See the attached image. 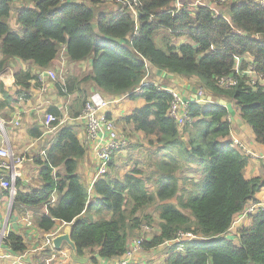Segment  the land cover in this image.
I'll return each instance as SVG.
<instances>
[{
	"label": "trees",
	"instance_id": "1",
	"mask_svg": "<svg viewBox=\"0 0 264 264\" xmlns=\"http://www.w3.org/2000/svg\"><path fill=\"white\" fill-rule=\"evenodd\" d=\"M137 1L135 16L117 0H0V71L11 59L46 70L62 52L73 63L91 60V75L65 82L63 77L61 92L92 83L109 101L143 99V107L120 121L122 131L129 140L142 134L158 147L149 157L158 177L154 172L143 179L140 171L121 176L115 169L94 182L92 196L98 199L92 204L78 173L86 151L77 133L63 128L44 160H35L42 189L24 192L19 184L17 191L16 182L13 203L39 214L37 224L47 234L71 224L79 255L99 249L102 259L122 257L143 221L152 227L153 216L143 211L159 204L160 232L145 241L144 250L174 241L180 233L197 238L183 250L171 248L165 264H264V210L239 219L260 202L264 168L263 174L247 178L249 156L234 146L230 113L220 104H234L255 142L264 145V86H251L244 74L254 67L264 78V8L259 1L231 0L221 5V13L204 5L174 14L175 0ZM183 6L188 9L185 0ZM14 10L22 35L8 24ZM149 66L197 78L203 101L210 96L212 102L189 103L180 126L169 116L173 95L154 83L144 85ZM229 77L234 85L221 87L220 80ZM34 79L28 72L15 74L24 89ZM81 94L85 105L90 94ZM135 144L136 149L141 142ZM61 164L63 174L55 171ZM185 171L199 174L200 180L181 178ZM5 245L14 254L27 250L24 238L12 232Z\"/></svg>",
	"mask_w": 264,
	"mask_h": 264
},
{
	"label": "crops",
	"instance_id": "2",
	"mask_svg": "<svg viewBox=\"0 0 264 264\" xmlns=\"http://www.w3.org/2000/svg\"><path fill=\"white\" fill-rule=\"evenodd\" d=\"M201 1L204 4L199 5ZM206 1L207 0H185V4L188 8H193L194 11V8L197 6L207 5ZM209 3L210 2L208 1V4ZM213 8L216 11L217 5H214ZM187 42L188 41L176 43L177 45H180ZM3 61L4 57L0 53V63ZM54 64L55 65L46 70L38 68L32 62H24L19 59H11L4 64L3 70L0 71V120L5 123V125L3 130L0 129V147L7 145L17 156H24L27 159L26 163L16 172V182L18 184L17 191H19V184L20 190L24 192L33 190L39 191L42 189L41 186L43 184L40 178L41 169L37 166L35 160L38 158L44 160L48 151L56 145L57 136L60 130L63 128L73 129L78 135L79 142L86 151L84 158L79 161L78 173L81 176L83 185L88 190H91L90 195L93 204L98 197L95 195L92 196V187L94 182L100 178L96 179L98 170L97 163L92 153V147L87 139V125L82 119H80V116L85 102L83 94L81 93L87 92L91 95L92 93L97 92V88L94 84L88 83L86 85H81L77 90L68 93L67 91H62V93L60 90L61 82H59L63 77H65L64 82L65 80L67 81L68 78L78 80L85 79V76L88 78L91 75L92 61L87 60L73 63L68 61L64 52H62ZM58 70H61V73H59L57 78L53 80L49 73ZM20 72H28L37 76V79L29 82L30 88L24 89L22 85L16 84L15 74ZM195 79L196 78H183L179 75H170L164 71L162 72L149 66L148 77L145 84L154 83L163 90L169 92L173 90V92L181 97L184 103L189 104L193 101H200L199 92L202 90H199L197 94L193 93L195 89L194 83L192 82L195 81ZM169 82H172V84L175 85V89L169 87ZM43 85L47 86V91L45 93L40 90ZM88 85H90L88 88L89 91H86ZM189 93H191V95H189ZM22 94H26V97L22 98ZM206 98L208 101L204 103L212 102L210 96ZM204 99L205 96L203 95L202 100ZM124 102H126V104H124ZM220 104L229 110V115L232 119L231 140H240L250 153L248 154L250 160L246 175L249 179H252L263 174L264 145H259L255 142L251 130L239 118L238 108H236L234 104L226 101H221ZM144 105L145 102H142V100L139 99L138 103L132 108L128 98H119L112 101L108 115L118 125L117 121H119L121 117L131 114L133 111ZM49 115H52L57 119V123L55 124L56 130L52 133H48L45 125L47 116ZM16 122H18V124H16ZM119 129L123 135H126L121 128ZM244 130H248L252 135V137L248 136V138H252L250 143L245 141L246 132ZM135 139L146 140V137L142 134H137L132 136V139H128V141L132 144L135 142ZM127 149H131V147L129 146ZM43 153H45V157L42 155ZM253 155H257L258 157H254ZM150 160L151 163L149 167H151V169L149 172L143 173L145 174L143 179L147 178L149 174L156 172V169L152 165V159ZM114 164L115 166L117 165L113 162L108 172L111 173L115 171L116 167H114ZM63 169V164H61L56 167L55 171L63 174ZM7 173L8 172H5L3 178L4 180L9 181V173ZM122 173L123 172L120 171L121 176H124L125 174L122 175ZM149 188L153 190L155 187L154 185H149ZM263 196L264 189L259 195V201L262 200ZM10 198L11 194L9 190L0 187V222H7L8 234L12 232L24 238L27 250L21 254H14L5 244H3L0 247V264H119L122 260V257L102 259L98 256L99 249L86 250L83 255H79L77 254V249L71 245L70 240L69 242L64 240L61 247L58 249L55 248L53 244L47 245L46 238L49 235H52L50 239L51 241L57 237L66 236L69 233L67 228H72L71 224L68 225L62 223L56 227L52 234H47L42 231L37 224L38 216H40L39 214L34 213V210L27 207L11 203ZM158 205L159 204H157L156 207ZM42 211L47 213L46 208ZM92 216L95 217L93 212ZM7 217H9V222L7 221ZM246 223L247 220H244L243 225ZM153 229L155 228L152 226L150 230ZM159 232L160 230L158 228L152 237H145V241L151 240L155 235L159 234ZM139 236H141V231L140 234L137 232L135 236L131 237L129 243ZM195 240H197L196 237L189 240L186 245ZM35 242H37V246L33 245ZM162 247H164V245L149 251L159 252ZM165 247L168 249L172 248L168 246ZM170 249L168 253L170 252ZM146 251L147 250L142 249L136 255L133 264H145V256L148 255ZM167 258L166 255L164 261L158 259L155 260L160 264H165Z\"/></svg>",
	"mask_w": 264,
	"mask_h": 264
},
{
	"label": "built area",
	"instance_id": "3",
	"mask_svg": "<svg viewBox=\"0 0 264 264\" xmlns=\"http://www.w3.org/2000/svg\"><path fill=\"white\" fill-rule=\"evenodd\" d=\"M215 5H224L231 0H214ZM259 1L260 5L264 8V0H253ZM117 3L122 5L123 7L129 8L135 16H137V8L139 7V3L137 0H117ZM175 13L180 12H190L189 8H185L183 6V0H175ZM61 73V70L56 72H50V76L53 80L57 78V76ZM244 74L249 77L250 85L256 87L258 85L264 86V78L259 77L255 71L254 67L248 68ZM221 87L229 88L234 85V81L232 78H224L219 82ZM41 92L45 93L47 91V86L43 85L40 89ZM65 92V91H64ZM204 93L203 91L199 92L200 101L206 102L202 100ZM26 97V94H22V98ZM112 101H109L103 94L99 92L92 93L83 108L80 119L87 125V139L89 144L92 147V153L97 163V175L96 179L101 178L105 174L108 173L110 164L118 153L127 149L130 146V143L125 135L120 132V129L116 122L109 117L108 112ZM171 112V116L176 122L182 126L186 122L188 118V104L184 103L181 97L175 93V99L169 109V113ZM170 115V114H169ZM228 121L231 123V116H228ZM57 123V119L54 116H47L45 125L48 130V133H52L56 130L54 124ZM18 124V122H16ZM4 123L0 120V129H4ZM6 144V143H5ZM234 146L238 150H242L246 155L250 154L246 149L245 145L238 139L233 140ZM45 157V153L42 154ZM254 157H258L257 155H253ZM25 163L24 156H17L7 145H3L0 147V187L6 190H9L11 194V201H14L16 195V172L20 169ZM5 172H8L9 181L4 180L3 175ZM11 174V175H10ZM91 190H89V194ZM260 210H264V196L262 200L258 204H253L248 206L246 211L241 215L239 219L246 218L249 214H256ZM145 229H151V227L145 225L142 227L141 232ZM8 236V226L7 222H0V247L5 244V240ZM52 235H49L46 238V244L52 245L51 239ZM195 236L192 234H183L180 233L176 240L168 241L163 245L168 247L177 248L178 251L183 250L185 248L186 243L189 240L194 239ZM145 243V239L139 238L134 239L131 243L127 245V251L122 256V260L119 264H133V260L136 255L143 249V244Z\"/></svg>",
	"mask_w": 264,
	"mask_h": 264
},
{
	"label": "rangeland",
	"instance_id": "4",
	"mask_svg": "<svg viewBox=\"0 0 264 264\" xmlns=\"http://www.w3.org/2000/svg\"><path fill=\"white\" fill-rule=\"evenodd\" d=\"M209 2H210L209 4H211V6L213 8L214 5H215V3L211 2V1H209ZM30 4H31V2H28L27 3V5H30ZM200 4H204V3L201 1V3H199V5ZM206 4L209 5L208 4V0L206 1ZM192 11H193V8H192ZM223 11H225V10L222 8V6L220 7V5H218L217 8H216V12L221 13ZM8 24H9L10 28L12 29V31L16 32L19 35H22L23 34V31L24 30L17 23L16 11L15 10L12 12V15H11V18L9 19V21H8ZM176 42H178V41H176ZM188 43H190V42L188 41ZM161 45H162L161 42L159 40H157V46L160 48ZM60 61H61V59H60ZM85 78H87V77L85 76ZM196 80L198 81V79L196 78L195 81L192 82V83H194V89H195L194 92H193L194 94H197V92L199 90H201V86L199 85V82H197ZM89 86L90 85H88L86 91H89V89H88ZM169 87L172 88V89H175V85L172 84V82H169ZM167 92H169V91H167ZM170 94H172L173 97H174V99H175V92H173V90H171ZM189 95H191V93H189ZM141 100L143 102V99H141ZM129 103H130V106H132V108H134V106L138 103V99H132V98H130L129 99ZM124 104H126V102H124ZM169 114H170L169 116H171V112ZM123 118L124 117H121L119 121H117V120L116 121L118 123L119 128H121L124 131L123 126L120 123V121ZM244 131L246 132L245 133V135H246L245 141L247 143H250L252 138H248V136L249 137H252V135H251V133L248 130H244ZM137 141H140L141 142V145L140 146H137L136 149H135L134 148L136 146L135 142H137ZM149 141L150 140L147 139V138H146V140L145 139L144 140L135 139V142H133L132 144H130V147L132 146V149L123 150L120 153H118L117 155H115V158L113 159L112 162H115L117 165L115 166V164H114V167H116V169L122 171L123 172L122 175L123 174L131 173L133 171H140L142 173L141 177L144 178L145 174H143V173L144 172H149L150 169H151V167H149L150 166V163H151V160L149 158L150 157V154L151 153H155V152L158 151V147H156V146L155 147L154 146L151 147V145L148 144ZM153 141H156V139H153ZM26 161H27V159L25 157V163H26ZM155 175H156V177L159 176V169L158 168H156V174ZM180 176H181V178H186L189 181H198L201 178L199 174L193 173L192 171H185L182 174L180 173ZM247 178H249V177L247 176ZM10 202L13 203V201H11V198H10ZM145 215L153 216V220L154 221H152L153 223H152L151 226H153L155 229L150 230V229L143 228V230L141 232V236H139L138 238H134V239H139V238L145 239V237L146 238H150V237H152L156 233V231L159 228L160 219H159V213H158V210H157L156 205L155 206H152L150 208H146L143 211V216H145ZM7 218H8L7 221L9 222V217H7ZM145 224H148V223H146L145 221H143L142 226H145ZM140 230L141 229H139L137 231L139 234H140ZM33 245H36L37 246V242H35V244H33ZM165 246L166 245H164V247H162L159 252L146 251L148 255L145 256V259L146 260L144 261V263L145 264H149V263H151V264H160L155 259H158L160 261H164V258H165L166 255H168V251L170 249V248L168 249Z\"/></svg>",
	"mask_w": 264,
	"mask_h": 264
},
{
	"label": "water",
	"instance_id": "5",
	"mask_svg": "<svg viewBox=\"0 0 264 264\" xmlns=\"http://www.w3.org/2000/svg\"><path fill=\"white\" fill-rule=\"evenodd\" d=\"M71 229L72 228H67V230H68V234L66 235V236H61V237H57V238H55L54 240H52V244H53V246L55 247V248H60L61 247V244H62V242L64 241V240H66V241H68L69 242V240L71 241V245L76 249V245H75V243L70 239L71 237Z\"/></svg>",
	"mask_w": 264,
	"mask_h": 264
},
{
	"label": "clouds",
	"instance_id": "6",
	"mask_svg": "<svg viewBox=\"0 0 264 264\" xmlns=\"http://www.w3.org/2000/svg\"><path fill=\"white\" fill-rule=\"evenodd\" d=\"M145 86L149 85V84H144ZM170 93V92H169ZM183 126V125H182Z\"/></svg>",
	"mask_w": 264,
	"mask_h": 264
}]
</instances>
